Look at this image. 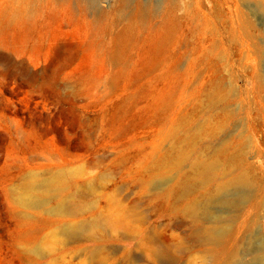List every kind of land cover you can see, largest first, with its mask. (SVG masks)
I'll return each instance as SVG.
<instances>
[{
	"label": "rangeland",
	"instance_id": "374dc122",
	"mask_svg": "<svg viewBox=\"0 0 264 264\" xmlns=\"http://www.w3.org/2000/svg\"><path fill=\"white\" fill-rule=\"evenodd\" d=\"M167 1L15 0L25 16L0 25V264H264V0ZM222 139L227 172L251 183L207 206L224 234L206 250L166 190ZM30 174L57 177L66 213L15 202ZM85 221L81 241L57 234Z\"/></svg>",
	"mask_w": 264,
	"mask_h": 264
},
{
	"label": "bare ground",
	"instance_id": "6f19581e",
	"mask_svg": "<svg viewBox=\"0 0 264 264\" xmlns=\"http://www.w3.org/2000/svg\"><path fill=\"white\" fill-rule=\"evenodd\" d=\"M167 2L172 7L176 5V0ZM14 3L15 0H10L2 6L0 10V25L9 24L13 18L25 16L27 5L21 2L14 7L12 6ZM198 128V133H208V128L205 124H200ZM189 141V137L183 139L185 144L190 143ZM203 148L204 152L199 149L200 153L189 164L187 173L178 177L167 188L166 195L175 199V212L190 225L187 237L191 240L193 239L196 246L209 250L210 247L218 244L222 239L224 220L218 216L208 217L207 206L213 203L225 206L234 205V199H230L226 194L247 187L251 183V179L247 172L241 171L239 166L235 171L227 172V168L233 165V157L229 155V150H232V147L228 139L216 141L209 146L203 145ZM179 162L176 167H178ZM58 183L57 177L39 179L35 174H30L15 190L10 192V196H14L15 202L25 209H43L48 215H63L68 209L58 198V192L60 191ZM242 197H244V193H238L235 198L240 199ZM50 202L53 203L52 206L48 205ZM130 212L132 211L121 210L124 215H130ZM92 217L94 216L90 218ZM131 221L137 222L136 219ZM86 228V221L73 222L68 227H59L57 234L64 241H81L83 239L80 237L81 233ZM84 240L92 241V237L87 236ZM159 255H162V253L159 252ZM103 263L98 262V264Z\"/></svg>",
	"mask_w": 264,
	"mask_h": 264
}]
</instances>
